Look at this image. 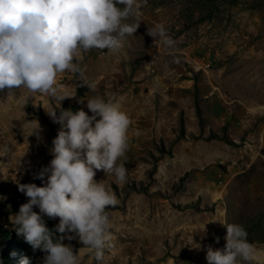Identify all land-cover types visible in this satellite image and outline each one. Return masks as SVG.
I'll list each match as a JSON object with an SVG mask.
<instances>
[{
    "label": "rangeland",
    "instance_id": "obj_1",
    "mask_svg": "<svg viewBox=\"0 0 264 264\" xmlns=\"http://www.w3.org/2000/svg\"><path fill=\"white\" fill-rule=\"evenodd\" d=\"M128 22L140 26L123 47L82 52L83 76L58 74L62 102L25 88L0 92V264L24 257L44 264L47 253L18 235L13 221L28 202L18 184L44 186L50 174L35 178L50 168L61 127L46 110L91 115L87 99L95 95L114 98L131 118L121 158L127 179L96 172L118 198L107 209L112 241L97 262L78 238L65 239L79 264H207L208 247L226 244L224 223L243 225L264 248V0H148ZM157 23L174 47L147 35ZM11 106L27 117L7 121L2 110ZM41 215L54 231L59 218ZM144 229L164 233L162 247L142 240Z\"/></svg>",
    "mask_w": 264,
    "mask_h": 264
},
{
    "label": "clouds",
    "instance_id": "obj_2",
    "mask_svg": "<svg viewBox=\"0 0 264 264\" xmlns=\"http://www.w3.org/2000/svg\"><path fill=\"white\" fill-rule=\"evenodd\" d=\"M148 0H0V92L11 96L25 88L61 99L57 76L65 71L84 74L77 62L82 52L93 49H119L126 36H132ZM122 6V7H121ZM167 48L176 41L163 23L147 29ZM90 87L95 90L94 85ZM46 110L61 127L53 139L54 158L50 168L35 178L47 180L44 186L18 184L28 202L20 205L14 216L32 248L46 252L44 264H79L71 244L73 239L88 248L95 261L104 257L111 246L109 212L118 204L116 194L94 179L97 171L112 174L119 182L127 179L121 158L129 148L131 118L114 99L95 95L87 99L88 114L83 109ZM33 134H39V123ZM34 206L39 213L33 211ZM59 218L54 231L42 218ZM227 230L223 249L208 247L207 264H264V248L248 240L243 225L224 223ZM60 235L57 236L56 234ZM21 264H30L24 257Z\"/></svg>",
    "mask_w": 264,
    "mask_h": 264
},
{
    "label": "bare ground",
    "instance_id": "obj_3",
    "mask_svg": "<svg viewBox=\"0 0 264 264\" xmlns=\"http://www.w3.org/2000/svg\"><path fill=\"white\" fill-rule=\"evenodd\" d=\"M26 91L27 90H25V89L20 90V95L23 96L26 93ZM16 107H18L19 109L18 108H14L12 106L11 107H7L6 109H3L2 110V116L7 121H12L14 119H16L15 121H17L18 119H24L25 117H27V114L23 113L20 110L19 106H16ZM30 125H33V124H30ZM224 214H225L224 211H219L218 214H217L218 220L225 218ZM165 222L168 223V226L166 227V230H169L172 227V220L166 218ZM163 237H164V233H160L159 230L156 231L154 229H147V230L144 229V230H142V233H141V239L149 241L155 248L162 247V239H163ZM165 252L166 253H170V250L169 249H165Z\"/></svg>",
    "mask_w": 264,
    "mask_h": 264
}]
</instances>
